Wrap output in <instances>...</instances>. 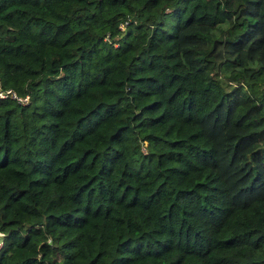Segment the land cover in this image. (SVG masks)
Returning <instances> with one entry per match:
<instances>
[{
  "label": "trees",
  "instance_id": "1",
  "mask_svg": "<svg viewBox=\"0 0 264 264\" xmlns=\"http://www.w3.org/2000/svg\"><path fill=\"white\" fill-rule=\"evenodd\" d=\"M0 264H264V0H0Z\"/></svg>",
  "mask_w": 264,
  "mask_h": 264
},
{
  "label": "built area",
  "instance_id": "2",
  "mask_svg": "<svg viewBox=\"0 0 264 264\" xmlns=\"http://www.w3.org/2000/svg\"><path fill=\"white\" fill-rule=\"evenodd\" d=\"M9 93L11 94V97H14V98L18 99L21 102H24V103L28 102V97L27 96L23 97V98L22 97H18L16 95V93L11 91V90H6V91L0 90V97L1 98L6 97ZM3 242H4L3 233L0 232V248L3 246Z\"/></svg>",
  "mask_w": 264,
  "mask_h": 264
},
{
  "label": "rangeland",
  "instance_id": "3",
  "mask_svg": "<svg viewBox=\"0 0 264 264\" xmlns=\"http://www.w3.org/2000/svg\"><path fill=\"white\" fill-rule=\"evenodd\" d=\"M4 234V233H3ZM1 249V248H0Z\"/></svg>",
  "mask_w": 264,
  "mask_h": 264
},
{
  "label": "clouds",
  "instance_id": "4",
  "mask_svg": "<svg viewBox=\"0 0 264 264\" xmlns=\"http://www.w3.org/2000/svg\"><path fill=\"white\" fill-rule=\"evenodd\" d=\"M2 248V247H1Z\"/></svg>",
  "mask_w": 264,
  "mask_h": 264
}]
</instances>
